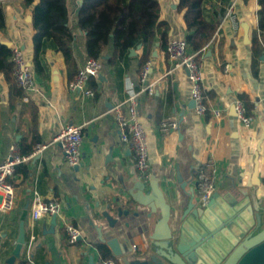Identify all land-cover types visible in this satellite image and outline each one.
<instances>
[{"label": "crops", "instance_id": "crops-1", "mask_svg": "<svg viewBox=\"0 0 264 264\" xmlns=\"http://www.w3.org/2000/svg\"><path fill=\"white\" fill-rule=\"evenodd\" d=\"M1 1L6 27L0 28V41L23 50L36 83L35 90L22 91L20 96L0 72V161L7 158L13 143L28 152L36 143L51 142L67 123L83 126L84 134L80 165H71L61 145L51 143L41 155L19 164L9 177L16 201L11 210L0 208V264H97L100 243L108 246L120 264L147 258L161 212L151 214L134 199L137 153L122 141L114 119L115 105L133 91L138 119L148 136L152 179L171 207L172 227L179 226L191 202L199 204L198 173L210 165L218 173L215 193L219 199L238 201L246 193L264 206V53L253 50L259 31L258 0H203L204 18L216 26L209 43L196 51L208 108L204 115L195 111L188 70L178 67L171 72L160 31L150 49L138 44L114 62L111 38L99 57L101 71L91 79L93 95L85 96L70 90V71L53 40L44 39L36 56L34 6L24 0ZM159 2L160 21L168 24V42L186 38L189 31L179 0ZM230 2L235 4L237 29L226 16ZM66 3L77 72L89 58L87 37L77 20L81 1ZM145 55L150 71L142 83ZM243 96L249 101V126L241 123L233 109ZM216 109L220 115H215ZM174 116L178 128L160 130V123ZM36 193L61 203L55 221L35 216ZM1 202L0 195V207ZM66 221L80 230L76 244L68 241ZM22 226L25 244L15 256Z\"/></svg>", "mask_w": 264, "mask_h": 264}, {"label": "built area", "instance_id": "built-area-1", "mask_svg": "<svg viewBox=\"0 0 264 264\" xmlns=\"http://www.w3.org/2000/svg\"><path fill=\"white\" fill-rule=\"evenodd\" d=\"M81 1V0H80ZM226 16L234 29L238 28L239 22L235 12V4L230 2L225 8ZM11 60L14 64L15 80L20 88L25 92L35 90V76L31 65L26 60L23 50L20 47H13ZM167 53L171 65V72L178 67H185L188 70L189 78L192 81V99L195 103V111L204 115L207 113L205 101L203 78L201 68L197 59V52L194 51L186 38L172 39L167 44ZM102 68L99 58L89 57L85 63L78 69L74 79L69 83V88L73 92H80L85 96L93 95L91 88L92 77L97 76ZM150 71V62H145L140 73V80L145 82ZM152 92V89H149ZM137 93L131 92L130 95L114 107V119L116 126L120 130L121 139L135 149L137 153L136 177L147 185L152 180L150 169V156L148 150V136L142 123L138 119L136 109ZM233 109L244 126L252 123V117L248 115L245 103L237 100L233 104ZM215 115H220L219 110H214ZM179 126L176 116L163 120L159 128L163 132L175 130ZM83 126L72 123L65 124L52 137L51 142H39L33 145L28 151L24 152L19 143L11 145L9 154L4 161H0V195L2 196L1 209L3 211L11 210L15 206L16 190L9 177L12 176L21 163L30 161L41 155L51 143L60 144L65 153L67 161L78 166L82 160ZM218 173L210 165L207 169H201L198 173L199 204L206 207L218 187ZM33 213L37 218H57L61 212V203L57 198L44 199L38 193L32 204ZM64 229L71 244H76L81 239V233L78 227L70 221H66ZM34 236L29 242L32 245ZM97 264H120L115 259L100 258Z\"/></svg>", "mask_w": 264, "mask_h": 264}, {"label": "trees", "instance_id": "trees-1", "mask_svg": "<svg viewBox=\"0 0 264 264\" xmlns=\"http://www.w3.org/2000/svg\"><path fill=\"white\" fill-rule=\"evenodd\" d=\"M27 6H34L32 23L36 30L34 42L38 56L44 39L53 40L63 53L71 80L75 61L72 52L73 32L70 27L69 11L66 0H24ZM203 0H179V10H184V18L189 31L186 39L195 51L201 50L212 39L216 26L208 22L202 11ZM259 3V31L253 39L255 53H264V0ZM78 25L86 33V47L89 57L99 58L109 44L111 38L115 44V54L111 61L123 58L129 50L138 44L147 49L153 45L154 38L160 31L164 46L168 44V24L160 21L159 0H81L78 12ZM6 27V17L0 0V28ZM13 53L9 47L0 41V72L21 96L20 88L14 76ZM147 55L142 58L145 63ZM78 71V70H77ZM249 107L246 96L242 97ZM101 258L115 259L107 245L98 244ZM116 260V259H115Z\"/></svg>", "mask_w": 264, "mask_h": 264}, {"label": "water", "instance_id": "water-1", "mask_svg": "<svg viewBox=\"0 0 264 264\" xmlns=\"http://www.w3.org/2000/svg\"><path fill=\"white\" fill-rule=\"evenodd\" d=\"M3 43L12 46L9 41ZM137 183L134 199L151 214L159 210L161 219L150 237L147 258L130 264H264V206L248 194L234 201L232 197L219 199L215 193L206 207L191 202L174 228L171 207L157 181ZM24 244L22 226L15 256Z\"/></svg>", "mask_w": 264, "mask_h": 264}]
</instances>
